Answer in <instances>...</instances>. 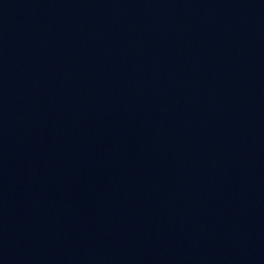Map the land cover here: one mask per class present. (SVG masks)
<instances>
[{"label":"water","instance_id":"1","mask_svg":"<svg viewBox=\"0 0 264 264\" xmlns=\"http://www.w3.org/2000/svg\"><path fill=\"white\" fill-rule=\"evenodd\" d=\"M0 264H264V0H0Z\"/></svg>","mask_w":264,"mask_h":264}]
</instances>
